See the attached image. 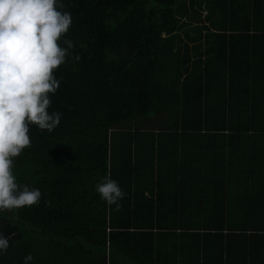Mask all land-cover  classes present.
Returning <instances> with one entry per match:
<instances>
[{
  "label": "trees",
  "instance_id": "1",
  "mask_svg": "<svg viewBox=\"0 0 264 264\" xmlns=\"http://www.w3.org/2000/svg\"><path fill=\"white\" fill-rule=\"evenodd\" d=\"M63 5V116L14 160L42 197L0 213V264H264V0Z\"/></svg>",
  "mask_w": 264,
  "mask_h": 264
},
{
  "label": "clouds",
  "instance_id": "2",
  "mask_svg": "<svg viewBox=\"0 0 264 264\" xmlns=\"http://www.w3.org/2000/svg\"><path fill=\"white\" fill-rule=\"evenodd\" d=\"M63 7V0H0V213L37 205L42 197L40 189L17 183L13 167L31 146L32 125L51 133L61 123L63 113L50 111L61 83L55 73L75 47L71 40L61 43L72 25ZM96 191L117 209L126 195L110 176L97 183ZM9 241L0 231V253ZM32 260L29 254L23 264Z\"/></svg>",
  "mask_w": 264,
  "mask_h": 264
},
{
  "label": "rangeland",
  "instance_id": "3",
  "mask_svg": "<svg viewBox=\"0 0 264 264\" xmlns=\"http://www.w3.org/2000/svg\"><path fill=\"white\" fill-rule=\"evenodd\" d=\"M209 11H210V10H209ZM205 14H206V12H204V16H206ZM141 124H146V123L144 122V120H142ZM198 185H203V186H206V187H207V188H206V190L208 189V187H210V186H211V184H210V183H209V184L202 183V184H198Z\"/></svg>",
  "mask_w": 264,
  "mask_h": 264
}]
</instances>
